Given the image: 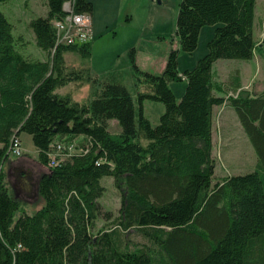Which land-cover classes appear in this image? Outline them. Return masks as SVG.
<instances>
[{
    "label": "trees",
    "instance_id": "16d2710c",
    "mask_svg": "<svg viewBox=\"0 0 264 264\" xmlns=\"http://www.w3.org/2000/svg\"><path fill=\"white\" fill-rule=\"evenodd\" d=\"M67 1L47 0L48 14L30 21L46 60L17 48L23 38L0 10V163L12 137L26 133L48 169L39 181L44 206L34 214L10 194L0 171V264H264V91L242 89L234 75L229 89L238 93L224 95L213 71L222 59L264 56L254 35L257 0H181L180 48L170 51L163 72L141 70L135 49L130 52L135 93L88 67L69 68L65 55L88 60L92 40L57 45L52 22L64 18ZM72 1L75 13L91 14L89 0ZM215 24L207 54L181 73L179 52L192 54L203 27ZM81 80L90 83L87 101L62 92ZM175 81L186 82L180 101L169 86ZM146 100L165 106L157 126L145 116ZM225 103L236 111L258 162L253 172L215 181L213 116ZM113 121L117 133L110 131ZM81 136L78 147L86 153L50 165L56 143ZM104 177L113 178L121 207L96 231ZM131 231L150 245L133 246Z\"/></svg>",
    "mask_w": 264,
    "mask_h": 264
},
{
    "label": "rangeland",
    "instance_id": "374dc122",
    "mask_svg": "<svg viewBox=\"0 0 264 264\" xmlns=\"http://www.w3.org/2000/svg\"><path fill=\"white\" fill-rule=\"evenodd\" d=\"M180 2L181 0H101L97 6L98 16L110 10L103 18H115L116 25L113 29H106V33H93L91 57L88 60H84L80 53H69L66 59L69 68L80 70L88 67L92 75L101 80L113 79L135 93L136 78L130 52L135 49L136 64L141 70L161 74L170 51L176 48L174 44H179L176 24ZM44 9L48 10L47 0H9L0 3V10L13 25L14 35L23 38L24 45L17 48L34 59H41L45 52L34 41L30 21L34 17L46 16ZM219 26L220 24H215L203 27L198 46L192 54L179 52L178 69L181 73L193 69L198 60L207 54L208 42ZM254 35L258 44H264V0H257L256 3ZM213 71L215 80L225 90L224 95H237L238 91L229 89L234 75L240 76L242 89L253 94L264 91V56L258 53L249 61L219 60L214 64ZM169 86L177 101H180L186 82L175 81ZM62 91L71 94L76 101L85 102L90 96L91 88L89 82L81 80L69 83ZM144 111L151 125L157 126L165 112V106L160 102L146 100ZM110 131H120L116 122L110 123ZM212 140L215 181H221L225 176L243 175L256 170L258 159L255 148L240 124L236 111L228 103L214 109ZM76 141L77 144L80 143L79 140ZM101 183L106 191L98 200L100 218L96 231L115 219L121 207L120 191L115 187L113 178L104 177ZM106 213H109L108 219L105 218ZM129 236L133 246L150 245L138 232L131 231Z\"/></svg>",
    "mask_w": 264,
    "mask_h": 264
},
{
    "label": "crops",
    "instance_id": "0c3cea01",
    "mask_svg": "<svg viewBox=\"0 0 264 264\" xmlns=\"http://www.w3.org/2000/svg\"><path fill=\"white\" fill-rule=\"evenodd\" d=\"M89 1L93 5L91 12L93 33L100 35L106 33V29H113L116 25V19L103 18L105 14L110 13V10L98 16L97 6L101 0ZM44 12L48 14L47 9L46 11L44 9ZM174 47L178 49L179 44H174ZM68 54L65 55L66 59ZM48 57V53L45 52L41 60H46ZM20 139L23 147V155L21 157H15L9 154L8 157L1 160L0 171L4 174V181L9 186L10 194L19 201L25 212L34 214L44 206V200L39 193V181L44 174L48 173V169L39 162L38 150L33 144L32 137L26 133H21ZM76 139L82 142L83 137L75 138L74 141ZM2 146L0 143V148Z\"/></svg>",
    "mask_w": 264,
    "mask_h": 264
},
{
    "label": "built area",
    "instance_id": "2783aa9c",
    "mask_svg": "<svg viewBox=\"0 0 264 264\" xmlns=\"http://www.w3.org/2000/svg\"><path fill=\"white\" fill-rule=\"evenodd\" d=\"M63 10L65 16L60 20H53L56 30L57 45H82L93 39L92 17L90 13H75L74 2L69 0L64 3ZM87 148L78 147L77 142L56 143L52 152L50 165L56 166L64 160L77 153H86ZM9 153L15 157L23 155L22 142L19 137L14 135L10 141Z\"/></svg>",
    "mask_w": 264,
    "mask_h": 264
},
{
    "label": "water",
    "instance_id": "95a60500",
    "mask_svg": "<svg viewBox=\"0 0 264 264\" xmlns=\"http://www.w3.org/2000/svg\"><path fill=\"white\" fill-rule=\"evenodd\" d=\"M159 3H161V1H159ZM151 167H152L154 170H156V162H153V163L151 164Z\"/></svg>",
    "mask_w": 264,
    "mask_h": 264
},
{
    "label": "bare ground",
    "instance_id": "6f19581e",
    "mask_svg": "<svg viewBox=\"0 0 264 264\" xmlns=\"http://www.w3.org/2000/svg\"><path fill=\"white\" fill-rule=\"evenodd\" d=\"M215 174V173H214Z\"/></svg>",
    "mask_w": 264,
    "mask_h": 264
}]
</instances>
